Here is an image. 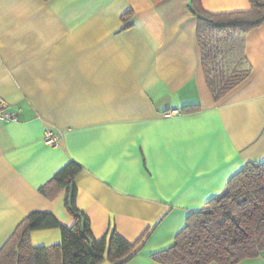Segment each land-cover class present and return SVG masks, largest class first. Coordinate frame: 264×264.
Wrapping results in <instances>:
<instances>
[{"label":"crops","instance_id":"1","mask_svg":"<svg viewBox=\"0 0 264 264\" xmlns=\"http://www.w3.org/2000/svg\"><path fill=\"white\" fill-rule=\"evenodd\" d=\"M190 1L0 0V101L19 116L0 121V249L33 211L75 224L67 189L53 199L40 192L75 161L77 205L96 238L115 228L134 242L151 229L126 264H159L153 255L191 212L264 160V23L247 36L250 76L216 101ZM203 6L251 9L249 0ZM47 129L63 132L61 146L44 142ZM31 240L58 244L61 231ZM239 264H264V251Z\"/></svg>","mask_w":264,"mask_h":264},{"label":"trees","instance_id":"2","mask_svg":"<svg viewBox=\"0 0 264 264\" xmlns=\"http://www.w3.org/2000/svg\"><path fill=\"white\" fill-rule=\"evenodd\" d=\"M249 1L250 10L224 13L207 11L203 0H191L189 4L197 18L204 75L216 101L252 72L246 55L247 36L264 23V0ZM198 109L193 105L182 111ZM82 170L79 163L71 161L40 188L49 199L67 189L65 205L75 224L67 227L50 212H31L0 249V264H126L140 252L151 229L134 242L115 228L103 238H96L90 218L77 205L74 180ZM53 228L61 231L60 243L33 245L32 232ZM263 251L264 160L247 162L229 179L223 193L191 212L174 243L153 259L159 264H239Z\"/></svg>","mask_w":264,"mask_h":264},{"label":"built area","instance_id":"3","mask_svg":"<svg viewBox=\"0 0 264 264\" xmlns=\"http://www.w3.org/2000/svg\"><path fill=\"white\" fill-rule=\"evenodd\" d=\"M17 120H19L18 114L9 110L5 102L0 101V121L10 122ZM63 139V132L56 129H47L43 137L44 142L52 148L61 146Z\"/></svg>","mask_w":264,"mask_h":264}]
</instances>
